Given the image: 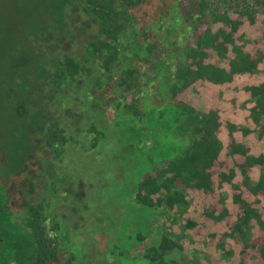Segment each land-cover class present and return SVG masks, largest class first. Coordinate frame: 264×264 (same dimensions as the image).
<instances>
[{
	"label": "trees",
	"instance_id": "trees-1",
	"mask_svg": "<svg viewBox=\"0 0 264 264\" xmlns=\"http://www.w3.org/2000/svg\"><path fill=\"white\" fill-rule=\"evenodd\" d=\"M41 4L51 22L34 18V33L18 45L9 43L10 76L4 82V99L23 122L31 119L37 147L62 161L74 141L62 129L66 103L82 99L83 88L84 98L91 96L107 117L106 104L96 98L109 97L126 117L150 122L148 132L172 131L185 140V146L174 147L173 158L150 167L130 194L138 219L145 210L156 215L147 220V235L138 232L140 245L131 254L157 264H168L165 257L175 250L184 256L181 237L167 218L189 207L192 197L205 199L207 219L228 223L224 237L240 247L233 264H250L252 251L255 264H264V150L253 153L248 140L253 134L264 139V81L240 86L247 126L217 106L201 108L182 97L198 83L233 85L238 76L264 70V0H34L33 10ZM26 7L24 0L13 4L14 10ZM70 12L80 15L81 26L73 24L88 34L78 48L70 45L51 57L46 34L67 25ZM257 23L262 39L250 51L244 29ZM9 27L17 28L15 20L0 11V33ZM46 87L55 93L57 110L49 106ZM87 132L96 147L97 134L104 132L94 123ZM228 185L231 201L222 193ZM210 197L211 203L206 201ZM11 199L8 186L0 184V264H75L44 205L28 199L19 217ZM196 227L194 219L187 220L185 228ZM234 254L230 249L222 257L228 261Z\"/></svg>",
	"mask_w": 264,
	"mask_h": 264
},
{
	"label": "rangeland",
	"instance_id": "rangeland-1",
	"mask_svg": "<svg viewBox=\"0 0 264 264\" xmlns=\"http://www.w3.org/2000/svg\"><path fill=\"white\" fill-rule=\"evenodd\" d=\"M33 1L24 0L27 7L19 11L13 9V4H20L22 0H0V11H6L17 26L0 33V184L7 185L12 192L10 207L21 217L28 199L41 202L49 223L60 228L58 240L68 253H72L75 264H157L131 254L137 244L138 247L140 245L141 240L136 239L138 232L147 235L148 221L156 215L155 211L145 210L141 213L142 218L138 219L132 211L130 194L150 167L173 158L176 155L174 147L180 149L185 146V140L171 135L172 131H166V135L148 132L150 122H141L131 115L126 117L124 111L116 109L112 99L100 96L96 100L106 104L108 116L105 117L102 110L93 106L91 96L89 101L84 98L87 92L82 88V99L68 101L64 109L62 129L73 136L74 141L67 145L62 161H57L45 148H38L32 139L31 119L23 122L4 99V82L10 76L13 47L9 43L12 41L11 44L18 45L24 42L25 37L34 33V25L30 22L46 12L42 4L33 10ZM66 16L65 28L56 32L49 30L46 34L45 46L51 57L70 45L77 46L88 34L87 31L84 36L83 31L73 24L76 21L81 26L80 15L70 12ZM44 17L51 22L50 15L45 14ZM261 30L260 23L245 27L244 41L250 51L259 46L256 39H262ZM19 75L18 79H23ZM261 81H264L263 69L238 76L233 85L210 88L207 84L198 83L182 97L201 108L217 106L221 113H227L239 125L247 126L248 112L241 103L244 97L240 86ZM44 90L52 100L49 106L57 110L55 93L48 87ZM147 118H152L151 114ZM93 123L104 132V135L97 134L99 141L96 147L91 145L94 136L87 132ZM248 140L253 153L264 150V139L257 134ZM252 176L254 178L257 173H252ZM222 193L231 201V186H226ZM206 201L210 202L211 197ZM190 202L189 207L181 206L172 212L175 217L167 218V223L178 232L185 247L184 256L178 250L168 253L165 257L168 264H192V258L196 259L193 264L236 262L240 247L234 240L224 237L228 223L207 219L203 215L205 199L191 197ZM229 204L235 211L236 207L231 202ZM188 219L197 222L195 229L198 231L185 228ZM138 220L139 225L134 222ZM230 249L235 254L227 261L222 254ZM254 254L252 251L250 264H255Z\"/></svg>",
	"mask_w": 264,
	"mask_h": 264
}]
</instances>
